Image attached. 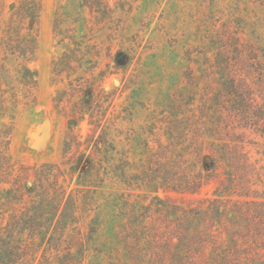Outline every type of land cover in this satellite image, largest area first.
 Listing matches in <instances>:
<instances>
[{"label":"rangeland","instance_id":"obj_1","mask_svg":"<svg viewBox=\"0 0 264 264\" xmlns=\"http://www.w3.org/2000/svg\"><path fill=\"white\" fill-rule=\"evenodd\" d=\"M15 1L5 0L3 18ZM104 1L111 25L118 27L112 53L120 49L121 67L103 82L114 93L103 121L116 150L105 152L100 144L99 151L93 149L98 134H106L88 114L69 126L79 97L65 101L68 80L52 75V60L61 51L53 36L54 12L64 0H40L38 48L30 63L37 75L36 103L12 120L8 154L16 171L46 164L45 171L58 175L56 187L64 191L60 209L65 208L59 227L75 220L77 228L61 240L57 234L27 239L24 231L26 254L0 249V264H179L167 248L146 241L142 229L150 235L166 229L160 209L174 199L188 205L212 197L220 178L228 189L225 173L243 174L232 166L236 150L251 160L264 157V0ZM83 16L96 28L88 10ZM108 25L95 38L102 58ZM58 93L64 98L59 105ZM190 139L202 142L196 170L210 174L213 152L220 175L193 195L164 191L171 163L177 165L182 154L186 171L198 163L194 147L182 146ZM230 187L253 186L241 181L240 188ZM9 206L0 204L3 225L10 220Z\"/></svg>","mask_w":264,"mask_h":264},{"label":"trees","instance_id":"obj_2","mask_svg":"<svg viewBox=\"0 0 264 264\" xmlns=\"http://www.w3.org/2000/svg\"><path fill=\"white\" fill-rule=\"evenodd\" d=\"M4 6L5 0H0V184L7 182L9 185L0 188V204L9 203L11 212L6 225L0 219V249L12 255H25L27 239L35 235L48 239L57 234L61 240L65 234L69 235L67 230L77 228V222L70 221L59 227L65 208L60 209L64 191L56 187L58 175L51 170L45 171L46 164L39 168L36 164L20 165V171H16L8 154L12 120L36 103L37 75L30 63L38 48L40 0H16L6 18L2 15ZM85 10L96 19V28L86 25ZM111 13L104 0H64L55 8L53 23V36L61 51L52 60V75L67 78L70 90H63L65 95L69 94L65 101H71L75 94L79 97V106L68 119L69 126L76 125L88 114L90 123H96L107 136L99 133L93 141V149L99 151L100 144L105 152H113L116 146L105 131L109 125L103 121L113 103L114 93L106 90L103 82L121 67L120 49L112 53L118 27L111 25ZM105 25L110 33H106L108 43L102 58L95 38ZM86 28L88 33L83 31ZM63 102L64 98L58 93L57 105ZM171 138L173 140V135ZM201 143L198 139L195 142L182 140L184 150L194 147L198 163L193 162L190 171H186L187 159L182 154L176 168L174 162L170 164L168 175H165L166 185L160 188L193 195L210 177H219L213 152L208 168L210 174H203L201 167L196 170L202 160ZM231 162L243 174L225 173L228 189L223 188L225 180L220 178L212 197L194 198V203L188 205L172 200L165 209H160L168 221L166 229L158 227L151 235L147 229H142L145 240L167 248L169 257L179 264L263 263L264 243H260L264 242V157L251 160L246 153L236 150ZM49 166L53 168L54 164ZM1 175H7L5 181ZM241 181L253 187L242 189L239 187ZM234 184L239 191L230 187ZM259 186L263 192H259ZM157 191L158 187L154 192ZM70 199L71 192L67 194L65 205ZM71 212L70 218L76 210L72 208ZM24 231H27V239L20 236Z\"/></svg>","mask_w":264,"mask_h":264},{"label":"clouds","instance_id":"obj_3","mask_svg":"<svg viewBox=\"0 0 264 264\" xmlns=\"http://www.w3.org/2000/svg\"><path fill=\"white\" fill-rule=\"evenodd\" d=\"M112 83H113V84H116V83H118V81L115 80V79H113V80H112ZM104 87L107 88L108 86H107V85H104Z\"/></svg>","mask_w":264,"mask_h":264}]
</instances>
